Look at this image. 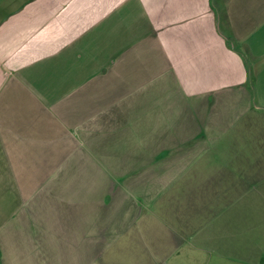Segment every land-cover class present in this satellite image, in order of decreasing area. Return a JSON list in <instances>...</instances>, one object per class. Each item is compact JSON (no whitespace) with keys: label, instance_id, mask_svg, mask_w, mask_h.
Segmentation results:
<instances>
[{"label":"crops","instance_id":"crops-1","mask_svg":"<svg viewBox=\"0 0 264 264\" xmlns=\"http://www.w3.org/2000/svg\"><path fill=\"white\" fill-rule=\"evenodd\" d=\"M263 208L264 0H0V264H172L181 209L264 254Z\"/></svg>","mask_w":264,"mask_h":264},{"label":"rangeland","instance_id":"rangeland-1","mask_svg":"<svg viewBox=\"0 0 264 264\" xmlns=\"http://www.w3.org/2000/svg\"><path fill=\"white\" fill-rule=\"evenodd\" d=\"M249 209V208H248ZM264 210V208H263ZM233 212V210H231ZM181 215V220L182 224L184 226L192 225V229L194 234H192V238L190 235L183 236V237H176L174 240V245L176 247L180 248L179 254L173 256L172 264H189V263H199L201 264L202 262H205L206 260L209 262L211 261L210 264H244L242 262H248L252 263V261H257L259 256H262L264 259V254H259L256 253L255 248H254V239L250 237V235L247 237L250 244H246V254L245 256H242L238 250H233L234 252H230L228 250H225V252L229 253V256L225 257L223 256L222 258L216 254L215 252H211L210 250V245L208 244L209 239L213 237L215 234L214 228H210L209 224H205L206 222V217L205 214H200V213H193L191 210H186V209H181L180 212ZM259 215V214H258ZM257 215V217H258ZM247 221H248V230L253 229L254 224V216H246ZM231 225V229H232ZM189 231V230H187ZM250 232V231H249ZM233 234L236 236L238 235V231H232ZM252 234V232H250ZM238 238L235 237V241ZM216 240L218 238L216 237ZM234 241V242H235ZM231 242H233L231 240ZM165 246H167V241L164 242ZM162 246V244H160ZM236 253V254H233ZM138 255V252H137ZM166 257H168V252L164 253ZM136 256V255H133ZM244 257V258H242ZM211 259V260H210ZM233 259H242L243 261H235ZM258 262V261H257ZM247 263V264H248Z\"/></svg>","mask_w":264,"mask_h":264}]
</instances>
